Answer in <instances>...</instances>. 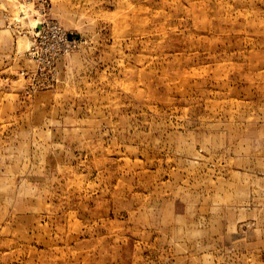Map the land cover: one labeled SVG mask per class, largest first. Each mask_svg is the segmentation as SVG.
Segmentation results:
<instances>
[{
    "label": "rangeland",
    "instance_id": "rangeland-1",
    "mask_svg": "<svg viewBox=\"0 0 264 264\" xmlns=\"http://www.w3.org/2000/svg\"><path fill=\"white\" fill-rule=\"evenodd\" d=\"M0 264H264V0H0Z\"/></svg>",
    "mask_w": 264,
    "mask_h": 264
}]
</instances>
